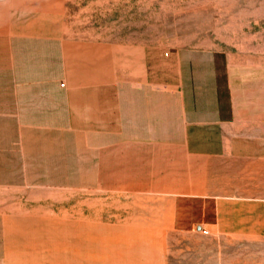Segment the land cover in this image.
<instances>
[{"label":"rangeland","instance_id":"rangeland-1","mask_svg":"<svg viewBox=\"0 0 264 264\" xmlns=\"http://www.w3.org/2000/svg\"><path fill=\"white\" fill-rule=\"evenodd\" d=\"M243 24L264 53V0H0V264H130L134 239L222 264L258 239L226 147Z\"/></svg>","mask_w":264,"mask_h":264},{"label":"crops","instance_id":"crops-1","mask_svg":"<svg viewBox=\"0 0 264 264\" xmlns=\"http://www.w3.org/2000/svg\"><path fill=\"white\" fill-rule=\"evenodd\" d=\"M243 25V43L236 46L233 39L226 57V147L228 157L243 164V170L232 177L257 181L256 191L247 189L243 195L259 196L257 204L242 202L233 208L232 212L244 213L242 220L233 219L237 222L233 227L248 228L258 239H228L222 264H264V53L251 48ZM215 104L214 98L213 108L219 109ZM136 243L145 246L134 245V263L130 264H220L218 254H207L211 257L206 259L214 262L203 263L202 253L168 252L163 239H134ZM188 256L191 262H182Z\"/></svg>","mask_w":264,"mask_h":264}]
</instances>
